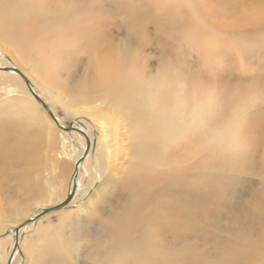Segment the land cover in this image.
<instances>
[{
  "label": "rangeland",
  "instance_id": "374dc122",
  "mask_svg": "<svg viewBox=\"0 0 264 264\" xmlns=\"http://www.w3.org/2000/svg\"><path fill=\"white\" fill-rule=\"evenodd\" d=\"M39 1L41 0H31L30 3H34L35 7ZM84 1L85 8L101 12L102 34L97 37H108L107 43L113 42L121 51L127 50L130 63L143 50L163 49L165 55L160 60L161 66L179 73L187 85L200 86L198 88L202 94L196 93L192 105L186 107L185 111H178L176 124L186 134L204 128L208 131L206 176L210 178V200L205 204L206 226L193 228L185 240L174 238L163 228L161 232L166 234L155 229V233L159 231L160 238L166 243L160 249L161 256L166 259L172 257L171 260L177 261L175 264H264V0ZM12 5V0H0V7H7L6 10ZM58 6L61 9L64 7L62 11L66 10L65 19L63 18L65 21L76 16V10L73 7L70 9L66 3L58 2ZM60 8L56 15L51 14L53 17L46 14V25L43 26L45 32L50 33L54 24H57V21H51L59 18ZM112 32L117 33V36H113ZM77 47L75 44V48ZM89 49L90 46L78 49L74 65L60 66L62 69L57 71L56 83L53 84L34 66L36 53H33L32 58H23L24 55L18 49L0 39V55L5 56L8 62H13L28 76L48 105L54 109L61 123L67 128L75 125L71 133L75 132L73 136L76 139H81L82 136L83 141L87 139L78 130L82 129L88 138L89 126L86 123L80 124L81 121L87 122L82 119L84 116L71 111L81 106L90 107V103L86 101L90 98L84 97L81 90L88 88L86 86H89L92 75L89 66L93 65L94 59L93 51ZM4 61L0 57V68H4ZM8 78L4 80L2 75L0 78V111L23 103L31 106L30 114L40 115L50 121V117L45 112L43 114L35 102L32 105L31 100L16 95L18 90L13 91L15 94L8 98L10 94L7 95L4 91V81L17 87V80L13 76ZM98 103L100 101L94 104ZM104 106V114L117 129L114 171L109 174L98 170L95 174L93 161L97 158L91 153L94 157L88 168L93 171L94 184L88 185L89 173L83 172L84 187L80 190L77 206L44 216L22 231L21 258L17 261L15 252L12 264H58L52 262L51 256L44 249L48 244L55 246L60 242L63 248L60 264H98L93 262L96 258L89 256L96 247L93 240L96 238V231L103 223L115 218L122 205L129 203V196L122 191L123 185L130 171L135 172L138 166L135 140L131 138V122L126 118L124 121L122 114L114 106ZM11 110V113L0 112L2 122L26 118L25 113ZM156 111L157 108L154 109L155 114ZM28 120L29 128L37 126L38 121L32 120V123ZM90 120L97 126L94 118ZM45 128L46 137L43 134L44 140L40 138L41 161L34 180L43 186L44 193L50 190L49 185H55L62 193L54 203L46 204L42 209L57 206L67 198L68 187L76 170L75 158L80 149L71 136L65 138L60 134L56 124L46 122ZM94 134L93 130L91 136ZM90 139L91 137L88 138L87 145L93 142L92 148L95 149V138L94 141ZM194 157L193 160L176 165V168L182 170V176L191 178L200 172L196 166L202 155ZM148 165L146 164L147 170L168 171L171 176L172 169L175 168V165L170 166L171 169ZM3 172L0 174L3 175L0 177V233L2 230L18 228L35 214L42 206L41 202L48 201L45 196L42 199L24 192L13 179L15 167L8 166ZM201 208L204 206L200 205V210ZM244 230L254 242L257 256L251 253L248 246L246 249L237 246V235ZM2 239L0 264L8 263L14 250L12 238L0 237V241ZM101 239L102 242L107 241L104 235ZM102 248L101 252L108 249ZM107 254H102L98 261H107Z\"/></svg>",
  "mask_w": 264,
  "mask_h": 264
},
{
  "label": "bare ground",
  "instance_id": "6f19581e",
  "mask_svg": "<svg viewBox=\"0 0 264 264\" xmlns=\"http://www.w3.org/2000/svg\"><path fill=\"white\" fill-rule=\"evenodd\" d=\"M12 2L13 5L10 9L6 10L7 7H0V39L18 49L20 54L24 55L23 58H32L33 53H36L34 66L40 70V73H44V76L53 84L56 83V74L60 70V66L74 65V57L77 51L89 46V50L93 51L92 58L94 62L93 65L90 64L89 66V70L91 68L90 75L92 74L90 82H88L90 84L86 86L87 89L81 88L82 95L90 98L86 100L90 103V107L87 105V107L81 106L71 112L84 116L82 119H86L87 122L81 121L80 124H88L87 133L91 137L90 140L94 141L95 138L96 142L94 144L96 147L95 149L92 148V141L91 145H87L89 137L87 138L82 129L78 131L86 137L87 141H83L82 136H80L81 139L74 137L75 132L71 133V131L75 125L70 131L63 130L62 128H68L61 123L60 118L54 113V109L48 105L34 83L19 69L30 81L31 87H29L19 74L12 71L17 68L16 65L11 61L8 62L5 56L0 55L5 60L4 68H0V78L2 75V78L6 80L9 79L8 77L13 76L17 80L15 85L17 87L15 88L8 81H4L6 82L4 91L7 95L10 94L8 98L15 94L13 91L18 90L19 93L17 92L16 95L31 100L32 105L35 102L42 109L41 112L43 114L45 112L51 119L46 121L40 115L30 114L31 106L23 103L18 107H5L0 111L11 113V109H16L25 113L24 116L26 117L9 120L7 123L2 122L0 117V174L8 166L15 167L16 172L13 179L22 187L25 193L30 192V195L42 199L45 196L48 199L47 202L45 201L46 203H40L42 206L29 218L32 222L21 229L18 234L15 233L16 228L2 230L0 237L12 238V244L14 245L8 263L4 262V264H9L10 260L13 261L15 252H17V261L20 260L22 231L31 227L30 225L37 221L36 216L45 209L53 208L42 209L41 207L54 203V200L58 199L62 193L61 189L55 187V185H49L50 190L44 193L43 186L37 184L34 180L41 161L40 138L44 137L43 134L46 137V122L56 124L63 137L68 138L71 136L80 147L75 158V163L79 166L75 170L68 187L67 197L74 189H76V194L70 204L58 212L71 210L79 204V193L82 186L84 187L85 176L83 172L89 173L87 183L90 186L95 181L93 171L95 174L98 170L103 171V173L107 171L109 174L114 171L116 163L114 148L117 129L111 124L109 117L104 114V104L114 106L120 112L119 114L123 115L121 117L124 121L126 118L131 122L133 135L131 138L135 140L134 149L138 166L135 172L131 173L130 171L123 185L122 191L129 196V203L121 206V210L115 218L109 219L99 227L96 231V238L93 239L96 247L91 252L92 254L89 253V256L96 258L93 262H98V264L177 263V261L171 260V255L170 259L161 256L160 249H163L166 245L163 239L160 238L161 233L166 234L161 232L162 228L172 234L174 238L185 240L193 228L206 226L207 211L205 204L210 200V193L208 192L210 178L206 176V169L208 168L207 130L203 127L208 120L202 126L204 129H199L197 132L192 131L190 134L184 133L182 128L179 129L176 124L178 111H185L186 107L192 105V99L196 97V93H201L198 88L200 87L199 84L198 87L187 85L186 81L184 82V77L179 73L171 68H163L160 64L162 56L165 55L163 49L164 52L161 50H143L140 53L141 55L130 63L127 50L121 51L113 42L107 43L108 37L103 35V38L97 37L103 27L100 21L101 12L85 8L86 3L84 0H71V2L41 0L36 5L37 7L33 6L34 3H30L31 0H12ZM58 2L66 3L70 9L73 7L76 10V16L69 21H65L66 10L62 11L64 7L61 9ZM58 8L61 9L59 18L51 21H57V24H54L53 30L47 33L43 27L46 25L44 23V20H47L46 14L56 15ZM60 19L64 21L61 22ZM112 35L117 36V33L112 32ZM75 44L78 45L77 48H75ZM136 61L137 64H135ZM8 68L12 70H8ZM204 93L206 94L205 90ZM36 96L43 101L49 111L36 99ZM96 101H100V103L94 104ZM154 107L157 108L156 114L154 113ZM158 109L162 111H158ZM71 110L73 109L71 108ZM49 112L54 115L57 122L51 118ZM90 118L95 119L97 126ZM28 119L31 122L32 120L38 121L37 126L33 129L29 128ZM93 130L95 134L91 136ZM91 153L95 154V159L97 158L96 161H93V171H89L88 168V164L92 162L91 159L94 157ZM100 153L103 154V157ZM200 154L202 157L197 162V166L195 165L200 172L191 178L182 176L184 175L182 170L176 168V165H180L186 160H193L195 155ZM146 164H150L153 168L162 166L161 168L171 169L170 166L173 165H175V168L172 169L171 176L168 171L154 172V169L147 170ZM148 168H150L149 165ZM145 170L148 172H145ZM157 172L159 173L157 174ZM156 177L161 178L157 179ZM200 205L204 206V208H201L203 212L200 210ZM47 215L50 214L44 216ZM248 224L246 226H250ZM155 229L160 230L161 233L158 231L156 234ZM243 232L237 235V246L245 249L248 246L251 253L257 256L258 252H255L256 248L253 247L254 242L252 243L245 230ZM103 235L107 237L105 242H102L101 239ZM16 236H18L19 241L17 249H15ZM3 241L4 239L0 241V247ZM49 243L52 242L49 241ZM101 247L108 249L101 252ZM240 248L239 250H242ZM44 250L51 256L52 262L60 264L63 256L61 254L63 253L62 242L55 244V246L48 244ZM104 253H109V255H106L107 261L102 263L98 260Z\"/></svg>",
  "mask_w": 264,
  "mask_h": 264
},
{
  "label": "water",
  "instance_id": "95a60500",
  "mask_svg": "<svg viewBox=\"0 0 264 264\" xmlns=\"http://www.w3.org/2000/svg\"><path fill=\"white\" fill-rule=\"evenodd\" d=\"M8 70H12V69L8 68ZM12 71L16 72L17 74H19L25 80L27 85L29 87H31L30 81L27 79L26 76H24V74L19 69L15 68ZM36 99L48 110L47 106L43 103V101H41V99L39 97L36 96ZM49 114H50L51 118H53L57 122V120L55 119L54 115L51 112H49ZM62 129L65 130V131H70L71 129H73V127H70L68 129H66V128H62ZM78 166L79 165H76V170L78 169ZM75 194H76V189H74L72 192H70V194L68 195L67 199L62 204H60V205H58L56 207H53V208L45 209L42 213H40L38 216H36L35 219L38 220L39 218H41L42 216H44L46 214H53L55 212H58V211H61V210L65 209L70 204V202L74 198ZM31 222H32V220L26 221L24 224H22L21 226H19L18 228L15 229V233L18 234L21 229H23L24 227H27ZM18 247H19V241H18V236H16L15 249H17ZM11 261L12 260H10L9 264H11Z\"/></svg>",
  "mask_w": 264,
  "mask_h": 264
}]
</instances>
